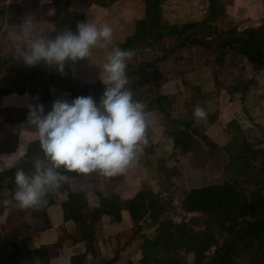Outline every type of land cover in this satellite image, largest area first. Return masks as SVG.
<instances>
[{"label":"rangeland","instance_id":"rangeland-1","mask_svg":"<svg viewBox=\"0 0 264 264\" xmlns=\"http://www.w3.org/2000/svg\"><path fill=\"white\" fill-rule=\"evenodd\" d=\"M54 1L0 0V62H3L8 54H11L15 59L14 64L0 68V80L3 77L8 78L10 84L15 86L14 75L11 74V71L16 68L31 76L30 87L37 90L41 87V82L47 79L49 73L68 75L74 81L71 91L60 90L53 85H48V92L54 97L58 96L56 100L71 101L82 93L74 90H81L86 85L78 84L67 68H64L63 73H60L53 66L46 67L44 62H40L34 67H28L23 64L21 58L28 38L43 36L53 38L62 30L77 32V24L82 19V17L79 18V15H83V10L78 9L74 2L61 3L58 20L52 22L51 18L56 14ZM202 1L206 3L204 0ZM219 6L220 2H218V8ZM29 15L33 17L31 27L25 24V18ZM222 21L225 22L223 16H221ZM180 23L178 22L176 25ZM213 26L215 29L230 28L220 25L218 19L216 22L214 21ZM130 29L132 30V28ZM213 56L211 51L198 49L177 52L174 58L157 65L163 71H169L175 65L184 66L180 69L188 74L193 72L198 74L196 70H206L213 73H208L209 78L215 76L214 74L217 72L235 73L232 74L235 76L234 82L240 84L245 80L248 81V78L253 77L254 74L264 75V70L257 69L245 60V62L242 61L243 59H228V66L226 62L222 70H219L212 61ZM139 59L140 55H137L134 60ZM179 74L181 75V73ZM235 83H233L234 87H236ZM197 84L202 99L209 101L206 104L208 107L205 108V102L200 99L204 102L203 109L207 113L206 118L199 121L194 117L195 107L189 108L188 101L195 93L189 91L184 96L181 93L184 90L180 91L178 80L172 79L158 93L165 112L146 105L145 120L148 143L142 145L143 153L137 162L130 166L125 173L113 177H104L99 171L87 174L74 172V177L70 180V190L78 196L72 200L76 214L79 216L78 224L72 217H69L67 221L64 220L63 209L60 210L63 198L59 194H53L46 197L49 206V220L33 225L31 230L21 231L19 229V214L16 209L11 210L7 207V194L4 193L0 200V264H19V260L12 263L11 258H7L8 255L20 259L24 250L33 249H41L48 253L49 259L44 264L136 263L140 258L136 242V245L124 250L116 263H113V259L123 244L122 234L132 228V223L126 212V204L136 192L140 191H148L162 198L168 195L172 196L171 206L174 212H171L168 217L175 222L197 215V213L187 214L184 210L188 207L196 211H210L219 207L227 208L228 202L236 198H245L248 201L250 208L248 221L252 225L264 221V169L260 168L259 163L251 161L252 152L245 148H235V151L238 152L237 155L233 150V145H240L242 141H245L253 150L264 151V134H254L249 127L243 125L240 127L242 133H239L236 129L238 125H233L235 114L240 117L247 115L246 110L243 109L245 103L240 99V93L235 91V88L231 87L232 91L223 89L221 93H217L218 96L220 95L219 98L213 93H210L206 98L203 91H209L207 90L209 86L202 87L203 81L200 80L197 81ZM245 84L246 92L248 83ZM210 87V91L220 89L219 86ZM243 87L245 86L243 85ZM56 89L62 95H57ZM90 96L95 100L93 95ZM261 96L264 98V91ZM24 97L26 101L19 103L21 107L29 105L27 99H30V95L24 94ZM133 99L136 100L138 97L134 95ZM1 100L0 107L2 106ZM215 100L218 102L216 103ZM9 102L12 104L15 101L10 100ZM44 105H46L44 108L49 106L48 102ZM198 105L200 106V104ZM225 106H229L231 109L225 111ZM249 107L247 105L246 109ZM254 111L260 113L259 107L254 105ZM7 114L8 116L5 118L7 120L11 117L19 119V116L14 113ZM25 116L27 114H23L21 119L27 118ZM192 120L197 121L196 124L199 127ZM227 121L229 122L227 123ZM175 123L184 127L173 134ZM226 123L229 124L227 128ZM226 129L227 135L225 134ZM16 133H18L16 129L6 128L0 134V170L10 169L9 173L12 172V169L14 172L17 168L15 160L25 152L28 142L31 141L26 138L18 139ZM226 146H230L232 156L225 151ZM208 148L222 151L226 170L218 171V167L212 164L211 159H208L210 152ZM198 162H204L206 168L191 170V164ZM173 168L176 170V174L168 177L167 173ZM252 205L255 211L251 210ZM13 232L14 241H9ZM145 233L144 237L150 238L151 231L146 230ZM73 234L77 235V238L81 236L80 243H73L70 240L69 237ZM210 242L212 249L201 257L202 260L220 253V245L216 239L212 238ZM232 254L242 261L252 260L256 255L254 244H248L245 239H240Z\"/></svg>","mask_w":264,"mask_h":264},{"label":"trees","instance_id":"trees-1","mask_svg":"<svg viewBox=\"0 0 264 264\" xmlns=\"http://www.w3.org/2000/svg\"><path fill=\"white\" fill-rule=\"evenodd\" d=\"M143 1L146 6L145 18L136 22L132 26L131 33L121 44L117 45L123 50L131 49L135 53L131 59L126 61L125 71L130 81L126 87L132 91L133 96L138 97L136 101L165 112L158 93L167 82L175 77V74L158 69L156 65L174 58L177 52L196 49L211 51L214 55L212 61L219 70H222L228 59H243L257 69L264 70V21L262 25L254 27L215 29L213 23L221 17L218 2L221 4L222 0H206L209 8L205 20L167 26L160 21L161 0ZM70 2H74L78 9L83 10V13L92 5L102 8L111 5L110 0H55L56 14L51 18L52 22L58 20L61 3ZM82 16V14L79 15V18ZM79 22H82V19ZM137 55H140V59L135 61ZM14 63L15 59L8 54L6 59L0 62V68ZM44 64L49 67L46 63ZM11 74L14 75L15 86L10 84L8 78L3 77L0 80V100L14 94H29L35 104H42L50 100L48 85L65 91L73 89L74 81L68 75L49 73L47 79L41 82V87L34 90L30 87V75L16 68L11 71ZM104 87L103 83H97L94 86V97L97 103L103 94ZM248 87L247 84V90ZM243 109L249 115V111L246 108ZM26 114L28 115V112ZM174 127L173 134L179 132L184 126L175 123ZM235 148H245L252 152L251 161L259 163L260 168L264 169V151L253 150L245 141H242L240 145H233L234 151ZM208 149L210 150L208 159H211L212 164L218 167V171L226 170L222 151ZM225 151L232 156L230 146H226ZM235 153L238 155L237 151ZM42 160L43 153L40 150L39 141L32 139L28 142L25 152L15 160L17 168L14 172L13 169L11 173H9L10 169L0 170V200L6 193L7 207L16 209L19 214L21 231L31 230L33 225L49 220L48 204L40 210H20L12 206L15 203L13 195L17 190L16 171L23 169L26 174L31 175L37 163ZM205 168L204 162L193 163L190 167L193 171ZM59 171L67 175L70 180L74 177V172H67L63 168ZM174 174L176 170L173 168L169 170L167 176ZM70 180L62 184L60 188L51 191L48 196L59 194L63 198L60 209H63L64 220L67 221L69 217H72L78 224L79 216L72 203L77 195L71 193ZM172 199V196L162 198L148 191L136 192L132 196L126 204V212L132 228L122 234L123 244L113 259V263L117 262L125 249L136 245V242L140 258L136 263L128 264H264V221L254 225L248 221L250 208L245 198H236L228 202L227 208L219 207L210 211H196L188 207L184 210L187 214L197 213V215L180 222H175L168 217L171 212H174L171 206ZM251 210L255 211L253 205ZM146 230L151 231L150 238L144 237ZM69 238L75 243L82 239L81 236L77 238L75 234ZM212 238L219 243L220 253L202 260L201 257L212 249L210 242ZM240 239H245L248 244H254L256 255L252 260L242 261L233 256L232 251ZM44 254L45 252L41 249L27 250L22 255V259L25 264H33L34 258L38 257L41 261L45 257Z\"/></svg>","mask_w":264,"mask_h":264},{"label":"clouds","instance_id":"clouds-1","mask_svg":"<svg viewBox=\"0 0 264 264\" xmlns=\"http://www.w3.org/2000/svg\"><path fill=\"white\" fill-rule=\"evenodd\" d=\"M25 24L31 27L33 17L27 16ZM112 34L108 25L98 28L88 21L79 22L76 33L62 30L53 38L26 39L22 62L28 67L44 62L63 73L66 61L88 58L97 45L107 48L112 43ZM134 55L131 49H111L101 69L106 74L101 75L105 87L98 103L91 96L71 101L58 99L47 114L42 104L28 106L26 123L37 133L43 160L31 175L23 169L16 171L13 207L42 209L48 202V194L70 180L59 171L61 168L81 174L99 171L104 177H113L125 173L139 160L142 145L148 141L146 105L134 100L132 91L126 87L130 84L126 61ZM206 116V111L197 105L194 117ZM33 264H41L40 259L34 258Z\"/></svg>","mask_w":264,"mask_h":264},{"label":"crops","instance_id":"crops-1","mask_svg":"<svg viewBox=\"0 0 264 264\" xmlns=\"http://www.w3.org/2000/svg\"><path fill=\"white\" fill-rule=\"evenodd\" d=\"M110 1L111 5L107 8H102L98 5H92L89 8L85 9L82 16V22L88 21L89 23L96 25L98 28H101L104 25L110 26L113 31L112 43L107 48L100 47L99 45L94 46L91 49V54L88 58H84L76 62L66 61L64 66V68H67V70L71 72L72 77L76 79L78 84L86 85L81 90H74L82 92L80 96H95V84L102 83L101 75H106L101 72V69L103 67V64L107 62V56L109 52L112 48H114L115 45L121 44L125 40V38L131 33L130 28H132V26L136 22L144 19L146 16V6L143 0ZM204 1L206 3H204L202 0H161L160 21L165 25H171L178 22H181L180 24H183L205 20L207 17L209 4L206 0ZM219 10L221 12L220 15L223 16L225 22H221V17L218 18V22L220 23V25H226L230 28L232 27L241 29L246 27L259 26L262 25L264 21V0H222V3L219 6ZM108 48H110L109 51ZM228 63L229 62L227 61V66ZM156 67L158 69H161L160 67H158V65H156ZM181 67L184 66L175 65L169 71L175 74V77L173 76V79L178 80V83L180 84V91L182 89L184 90L183 92L181 91L184 96H186L189 91H193L195 93L191 100L188 101L189 108H194L198 104H200V107L204 108V102L205 108L208 107L206 106V104H208L209 101L202 99L200 89L197 84L198 80L203 81V85H201L202 87L209 86L207 88V90L209 91H203V95H205L206 98L210 93H213V95H216V97L219 98L220 95L218 96L217 93H221L223 89H230V91H232L231 87L235 88V91L240 93V99H242L243 103H245V107L244 105L243 107L246 108L247 105H249L250 107L247 108L249 111V115L241 116L243 119L237 114L234 115L235 123L233 125H238L236 126V129L239 133H242L240 131V127L241 125H243L244 127H249L250 131L254 134H264V98L261 96L262 92L264 91V75L254 74L253 77L251 76L248 78V81L245 80L244 83L240 84L239 82H234L235 76L232 74L235 73L217 72L214 74L215 76L209 78L208 73L213 74L210 71L196 70L198 74H195L196 72L188 74L182 72L180 69ZM179 73H181V75ZM168 83H166L165 85H167ZM233 83L236 84V87H234ZM245 83H248L250 86L246 92ZM243 85L245 87H243ZM210 86H219L220 89H216V91L213 89V91H210ZM56 90L57 95H62L59 93L58 89ZM48 94L50 100L48 101L49 106L44 108L45 114L52 110V104L58 98V96L54 97L53 94L50 95L49 92ZM25 99L26 98L24 97V95L14 94L1 100L2 106L0 107V134L4 132L6 128H9L12 130L16 129V131L18 132L16 133L18 139H38L35 129L30 128L27 125V118L21 119L23 114H26L25 111H28V106L30 104L33 105L34 103L33 98H31L30 96V99H27L29 105L26 104V106L21 107L19 103L23 102ZM200 99L204 102L200 101ZM10 100H13L15 102H12L11 104V102H9ZM215 102L217 103L218 100H215ZM44 104L45 103H42L43 106H46ZM254 105L259 107L260 113L254 111ZM230 109L231 108L229 106L224 107L225 111H229ZM7 113H14L19 116V119L13 117L9 118V120L5 119L8 116ZM200 120L201 119H199V121ZM229 121H227V123ZM192 122H194L195 124L197 123V121L194 120H192ZM227 123L226 128L229 125H227ZM225 134H228L227 129L225 130ZM71 193L74 194L73 191ZM10 237L9 241H14V232L10 235ZM76 243H80V241H77ZM17 245L20 246L19 244ZM25 252L26 250L23 251V254ZM44 255L45 257L41 260V264H44L49 259V255L47 252H45ZM7 258H11L12 263H15L17 260H19V263L25 264L22 257L20 259H16L9 254Z\"/></svg>","mask_w":264,"mask_h":264}]
</instances>
